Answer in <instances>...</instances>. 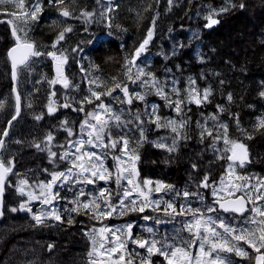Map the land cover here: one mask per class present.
<instances>
[{
  "label": "trees",
  "instance_id": "16d2710c",
  "mask_svg": "<svg viewBox=\"0 0 264 264\" xmlns=\"http://www.w3.org/2000/svg\"><path fill=\"white\" fill-rule=\"evenodd\" d=\"M35 3L41 8L35 20L29 18L25 23L9 15L12 12H16L17 16L30 12L29 6ZM241 3L243 9L239 7ZM109 7L112 11H107ZM221 8H227V11L213 17L219 23L205 27L209 12ZM64 9L69 11L68 17L61 14ZM83 12H92L93 16L85 19L81 15ZM101 12L105 15L101 16ZM9 20L21 40L35 44L36 51L41 55L33 56L27 65L18 70L17 87L22 99V113L12 125L0 156V161L12 169L7 176L3 215H0V264H95L94 247L87 231L103 226L108 220L114 221V218L111 215L97 218L95 212L81 205L95 198L100 206L97 211L105 210L104 198L99 193L107 189L104 196L110 208L115 209L113 215H121L126 207L121 208L120 200L124 199L127 206L128 198H124L123 192L130 190L123 178L119 186L116 184L119 174L117 161L111 159L110 165L114 167L111 170L103 156L108 149H100L101 155L98 156L103 159V169L111 173L109 180H96L94 188L92 185L85 188L75 182L77 176L73 175L63 187L60 186L62 190L53 195L54 208L60 220L44 218V222L38 225L33 217L40 210L32 207L29 212L21 210L19 205L26 199L25 192H20V188L24 189L21 181L26 180L31 185L38 180L47 182L51 180V173L64 172L73 166L71 158L61 160L60 156L66 151L74 152L69 142L80 134L85 136L81 125L88 117L90 107L93 110L101 103L110 106L114 114L121 115L122 122H127L121 123L120 128L114 122L111 128L116 138L122 136L128 140L127 154L120 151L122 144H117L118 149L109 152L113 157H122L121 169L126 165L131 170L134 165L138 175L134 173L131 177L132 185L140 186L151 195L150 198L135 200L136 208L144 207V211L137 210L131 213V217L140 220L142 216L159 215L163 222L166 218L170 219V226L165 223L158 229V233L170 237L163 242L188 251L184 241V236L189 235L185 229L186 222L192 219L186 211L188 207L200 209L201 214L214 218H226L220 212L206 213L208 207L214 206L213 188H224L228 183L243 185L248 181L255 185L258 180L264 182V126L259 124L264 119V97L260 96V92L264 91V0H172L171 4L168 0H111L110 5L105 0H62L60 4L56 0H24L22 9L11 4L0 6V103L4 105L0 108V139L15 114L16 105L13 70L8 55L16 39ZM68 28L72 30L65 31ZM149 30H152L153 36L146 45V51L135 62L132 79H136L137 69L144 70L145 76L141 80L151 79L147 74H152L163 85V91L171 101L179 99L183 102L180 113L169 107V99L158 95L151 84L144 86L139 80L133 83L128 79L127 68L130 65L126 62L147 38ZM61 32H64V39L56 44ZM77 46L82 51L73 52ZM50 52H55L61 59L67 57V62L60 64L61 76L66 77L69 86H77V90L67 91L61 83H51L54 79L59 81L60 75L56 71L58 61L48 55ZM190 80L195 81L194 87L201 98L204 89L210 90L207 102L200 105L189 102L187 92ZM91 81H96V84ZM117 84L127 85L128 91H144L145 100L133 98L132 103L127 104L122 90L116 88ZM173 85L179 89L178 96L171 91ZM88 87L101 93L99 100L91 97ZM109 91L111 95H107ZM65 92L71 93L73 99L67 98ZM229 93L231 101L227 99ZM86 98L92 102L82 104ZM65 104L69 106L64 107ZM49 105L56 111L50 114ZM153 105L157 107L156 114L161 124L168 120L185 123L179 136L170 127H157L156 123L150 122L149 113ZM218 105L224 109L223 112L218 110ZM138 110L140 119L144 121L143 137L135 119ZM213 115L216 116L215 121L211 119ZM224 124L227 125L228 139L244 144L248 154L245 164L242 167L233 165L231 171L227 159L230 153L224 151L223 140L215 139L217 135H223L220 126ZM204 127L212 130V136L201 137ZM67 129H71L72 136L68 135ZM49 133L54 137L52 144L45 140ZM174 139V150L169 151ZM37 144L39 148L35 146ZM85 146L81 152L87 149ZM48 148L57 153L56 157H50ZM127 156L138 159L129 162ZM125 160L128 162L125 163ZM97 168H100L98 163ZM205 176L208 177L207 188L200 186ZM222 178L225 182L223 186ZM145 180L152 182L149 188L143 183ZM157 182L171 188L165 187L156 192ZM185 191L189 193L188 197L183 196ZM258 194L256 191L250 193L251 207L253 209L255 205L264 212V198L256 200ZM238 195L241 193L229 195L222 191L219 198ZM154 201L161 203L157 206ZM164 202L172 203L176 213L171 209L166 213ZM181 206L185 212L177 214ZM12 208L17 211H11ZM73 208L78 210L73 211ZM227 216L233 221L227 223L224 220L226 225L235 229L244 227L255 237L252 242L264 252L259 240L260 227L264 226L258 224L264 217L253 210L244 218ZM128 219L129 216H126ZM217 229L222 232V229ZM134 233L140 235L137 228ZM240 234L239 231L234 232L227 240V244L234 248L233 252L226 254L230 259L253 255L251 244L234 239ZM201 235H204L203 230ZM156 237L155 228L152 239ZM199 243V240L194 242L193 258L199 254ZM208 247L205 245V250ZM237 247L248 255H236ZM90 252L92 256H89ZM125 252L128 257H133L134 264L140 258H146V249L138 245H130ZM133 252L136 254L133 255ZM113 256L118 257L117 254ZM128 260L125 258L123 264H127ZM230 261L236 264L234 260ZM151 264L168 262L164 256L154 253Z\"/></svg>",
  "mask_w": 264,
  "mask_h": 264
},
{
  "label": "snow or ice",
  "instance_id": "6c2138e0",
  "mask_svg": "<svg viewBox=\"0 0 264 264\" xmlns=\"http://www.w3.org/2000/svg\"><path fill=\"white\" fill-rule=\"evenodd\" d=\"M106 3H108L109 5L111 4V0H105ZM56 3L60 4L62 3V0H56ZM168 3L171 4L172 0H168ZM7 4H11L13 7H17L22 9L24 7V0H18V3H16V0H0V6H4ZM30 7V12H22L19 16H17L16 12H12L9 13V15L16 17L19 20L24 21L25 23L27 22V19H31V20H35L37 19V14L41 11V8L39 6L38 3L32 4L29 6ZM239 7L241 9H243L244 5L243 3H241L239 5ZM107 11H112V8L109 7L107 9ZM227 11V8H221L219 10H211L209 12V15L206 17L207 23L205 25V27H212L215 24L219 23V20L213 18L216 15H219L221 12ZM64 17H68L70 15L69 11L64 9L62 10L61 13ZM85 19H90L93 16L92 12H83L81 14ZM105 13L101 12V16H104ZM8 23H12L11 20L8 21ZM155 22L153 21V26H154ZM109 25H110V19H109ZM72 29L68 28L65 31L70 32ZM13 31V35L16 38L17 44L16 47H13L9 52L8 55L10 57H12V67H13V76L15 78L16 72V66H17V62L15 59V56L13 55L14 53L17 52L18 48H25L27 49V55L24 57V59H22L20 61L21 64H25L26 60L28 59V56H40L41 53L37 52V51H32V49L34 48V45L31 43H26L21 45L19 43L20 41V37L16 36V29L15 27H13L12 29ZM110 35V33H108ZM153 36V32L152 30L148 31L147 34V38L144 39L143 43L140 44L139 48H137L131 58V60L127 61L126 64L130 65L127 68V72H128V79L131 80L133 83H135L137 80L141 81V84L144 86H148L149 84H151V86L153 88H155L156 92L158 95L164 97L165 99H169L166 94L163 91V85L159 82L155 80V77L152 76V74H147L149 77H151V79H143L141 80V77L145 76L144 70L143 69H137V72L135 74L136 79L133 80L132 79V72H133V68L136 66V60L141 56L142 53H144L146 51V45H148L149 41L151 40ZM64 39V32H61L59 34V37L56 41V44H58L61 40ZM53 47L55 48V44L53 45ZM73 52H77V51H82V49L77 46V48H74L72 50ZM49 56L53 57L55 60L58 61L57 64V74L58 75H62L61 72V68H60V64L62 63H66L67 62V57L63 56V58L61 59V57H57L55 52H50L48 53ZM81 71H83V68H81ZM61 83L63 85V87L67 88L69 87V81L66 78H62L59 81L57 80H52L51 83L55 84V83ZM90 83L92 84H96V81H91ZM195 85V81L194 80H190L189 81V90L187 92L188 98H189V102L190 103H195L196 105H200L204 102L208 101V97L210 95V90L209 89H204L203 91V95L201 98V94L196 90V88L194 87ZM98 86V85H97ZM116 88H120L122 90V92L125 95V102L127 104H131L133 101V98L140 100V101H144L145 100V96L140 94L139 92L133 93L132 95L128 94V87L127 85L121 86L120 84L116 85ZM171 91L175 94H177V96L179 95V89L175 87V85H173ZM107 95H111V91H109L107 93ZM101 96V93L99 92H95V91H91V97L95 98L96 100H99ZM260 96L264 97V91L260 92ZM227 99L229 101L232 100V95L229 93L227 96ZM91 99H85L84 101H82L83 103H91ZM181 103H183L181 100H176L175 102L171 101L169 99V107L174 108V110L177 113L181 112ZM3 104L0 103V108H3ZM64 107H68L69 105L65 104L63 105ZM218 110L220 112H223L224 109L221 108L219 105L217 106ZM98 108L101 111H108L111 112L110 108H105V105H103V103H101L100 105H98ZM81 111H83V107H81L80 109ZM56 109L55 107H53L52 105H49L48 107V112L51 114L53 112H55ZM157 112V107L155 105L152 106L151 108V112L149 113V120L150 122H154L156 123L157 127H170L173 133H176L178 136L181 132V130L185 127V123L181 122L179 124H177V122L175 120H168L165 123L161 124L160 123V117L156 114ZM20 114V96L19 94H17L16 96V105H15V114L11 116V120L8 121L9 124H11L12 120H15ZM95 115V114H92ZM37 119H40L41 117H36ZM114 122H116L117 126L119 127L121 123H127V122H122L121 118L119 115L116 114H112L110 117ZM96 119L98 120L99 117L96 116ZM135 119L138 122V128L141 134V137H143V127L142 125L144 124V121L140 119V114L139 112L136 113L135 115ZM212 120H216V116L213 115L211 117ZM65 124L67 123L66 121L64 122ZM260 126H264V119H261L259 121ZM85 126H88V128L90 129H95L96 125L95 124H90L88 120L84 121V124L81 125V132L83 133ZM107 127V121H105L104 123H102L99 127V131L96 133L95 136H93V132L89 131L88 132V139L85 142L83 139L79 140V141H75L69 142V147L70 148H74L75 151L74 152H64L61 156L60 159L64 160V159H72V167L67 169V172H53L51 173V182L49 184H47L46 186L43 185L41 183V185H39V187L43 188V187H47L49 190L52 188L53 184H55L58 180H61V178H63V180L67 181L68 178L70 176L76 175V176H84L85 174H87V176L85 177V180L81 181L80 179H77L75 182L76 183H88V184H94L96 182V180H102V181H106L107 179L110 178L111 173H107L106 169H103V159H101L100 156H98L95 152L93 153H87L81 152V149L84 147L85 143H87L88 145H92L94 147H104V148H116L117 144H122V147L120 149V151L123 154H127L128 152V140L124 139L122 136L118 139V140H112L111 139V133L109 132V143L107 145H105L103 143V133L105 128ZM223 135H217L216 136V141H220L223 140V143L225 145L224 151L226 153H230L229 155H227V159L230 162L228 164V169L231 171L233 170V165H238L240 167H242L245 162L248 160V154H247V148L244 144L242 143H238L235 141H230L227 137V125H221L220 126ZM68 135L72 136L73 133L71 131V129H67ZM212 130L207 129L206 127L203 128L202 132H201V137H203L204 135H208V136H212ZM3 136H7V131H4ZM54 139V137L51 135V133H49L45 140L46 142H51ZM176 144V140H173V147L169 148V151H173L174 147ZM4 142L3 139H0V148H3ZM37 148L40 147L39 144L35 145ZM46 147H48L47 143H46ZM63 147V145L61 146ZM48 151L50 153V157H56L57 153L56 152H52L50 148H48ZM219 151V150H218ZM85 156H87L88 158V166L85 167V163L81 162L84 161ZM219 158L224 159V156H220ZM114 160L117 161V171H118V175L116 176V184L119 186L120 182H121V178L125 179L126 183L128 185H132L133 184V180H132V176L135 173V169H134V165L132 167V169L130 170L129 168H120V161L122 159V157L117 156V157H113ZM138 159V157L136 156H127V160L129 162L134 161ZM11 164V161L9 162ZM100 165V168H96V164ZM193 168L196 167L195 164L192 165ZM74 169H76V171L74 172ZM11 167H5L3 165L2 162H0V197H2L3 195V191H4V181L6 179V176L8 173L11 172ZM47 171V170H45ZM138 175V173H136ZM22 184H27V181H21ZM145 185H150L152 182L145 180L143 182ZM224 179H221V185H224ZM202 187H209L208 184V177L205 176L203 181L201 182ZM137 187H139L137 185ZM171 188V186H165L160 184L159 182H157V187L155 188L156 192H160L162 188ZM24 189L20 188V192L23 193ZM222 191H228L229 195H234L236 192H240L241 195L236 197L234 200H229L227 203L221 202L220 198H219V193ZM252 191H256L257 193H259L256 196V200H260L262 198H264V182L261 181H257V184L255 185H251L248 183V181H245L243 185H230L227 189L221 187L220 189H216L213 188V197H214V206L212 207H208L206 209V213H218V212H231L234 214H243L245 211V196H247V198L249 200L252 199V196L250 195V193ZM105 192H107V189H103L101 190V192L99 193V196L104 198L103 202L105 203V210L102 211H97L99 210V204L96 203L95 198L89 202V203H83L81 205V207H83L84 209H88L91 210L93 212L96 213L97 218H99L100 216H110L112 214V211H115V209H111L110 205L108 204V200L107 197L104 196ZM82 194V192H81ZM29 195V201H31L32 199H38L39 197L33 196L31 193L28 194ZM109 195H111V193H109ZM131 195L130 190L125 189L123 192V196L124 198H128ZM192 195H196V193H193ZM184 197H188L189 193L187 191H185L183 193ZM55 199V196H52L51 199H44L43 203L47 204V205H51L53 200ZM75 203V202H74ZM141 203H145V201H141ZM153 203H155L157 206L161 203V201H154ZM166 204V207L164 209V211L167 213L168 209H171L173 213H176V209L174 207V205L170 202H164ZM130 204L132 205V207H128L126 205H124V199L120 200V206L121 208H128V211H140L143 212L144 211V207H139L136 208L135 207V201L131 200ZM0 206H2V200H0ZM19 208L21 210L27 209V211L31 212V208L28 207L27 203H22L19 205ZM73 211H77V208H73ZM253 212H258L259 215L261 217H264V212L260 211L259 208H256L255 205H253ZM11 211L15 212L17 211L16 208H12ZM186 211L188 213H190L192 215V219L185 225V229L189 232V233H194L193 235V243L196 240H199V254L193 258L190 254V252L186 251L183 247H179L176 246L175 244L172 243H167V242H159L160 243V247H157V241L156 240H135L134 243L138 244L139 247L146 249V258L142 257L140 258L137 262H135V264H151V256L154 253H159L161 256H164L165 259L167 260L168 264H231L230 261V257H228L226 254L227 253H231L234 251L233 247H228L227 246V240L228 238L231 236L232 233L239 231L240 235H235L234 239L236 241H240V240H246L247 243L251 244L252 248L255 250V252L257 253L256 257H255V261L256 264H264V253H260V248L256 246L255 243L252 242V240L255 238L252 236L251 233H247L246 229L244 227H241L240 229H235L229 225H226L224 222L223 217H218V218H214L211 215H206V214H201L200 209H192L191 207H188L186 209ZM185 212V208L183 206H181V211L180 213L177 214H183ZM2 211H0V215H2ZM120 214H124L123 211L120 212ZM44 218H54L55 220H60L61 217L60 215L57 214L56 209L53 207L51 208L49 211L47 212H41V214H37L34 215L33 219L35 220L36 224H42L44 222ZM144 219H149V217H144ZM249 223H255V221H249ZM258 224L260 226H264V219H261ZM131 227L132 225H128L127 229H128V234H127V238H131ZM217 228L222 229V232L217 231ZM201 230H203L204 235H201ZM105 231H110L111 232V236L113 237V241L117 242L119 241V237L116 236V231H119V229L117 230H107V229H100L101 234H103ZM149 232H152V229H148ZM217 240H223L224 242L222 243H218V242H214ZM259 240H260V246L264 247V227H260V235H259ZM205 245H208V250L205 251ZM51 247V246H49ZM101 248L104 247L103 243H101L100 245ZM188 247H191V244L188 245ZM123 249H124V243L122 241H119L118 243V247H111L110 251L113 253L116 252H120L121 254L118 257V260L120 262H123L125 260V257L123 255ZM170 250V251H169ZM93 251L95 252V248L93 249ZM222 253L224 255H222ZM235 253L238 256H247L248 253L242 251L240 248H235ZM93 253H89V256H92ZM127 264H134L133 260L131 258H129V260L127 261Z\"/></svg>",
  "mask_w": 264,
  "mask_h": 264
},
{
  "label": "rangeland",
  "instance_id": "374dc122",
  "mask_svg": "<svg viewBox=\"0 0 264 264\" xmlns=\"http://www.w3.org/2000/svg\"><path fill=\"white\" fill-rule=\"evenodd\" d=\"M62 78H66V77H63L60 75L58 77V80H60ZM77 88H78L77 86L71 85L64 90L75 91V90H77ZM87 90L90 93H91V91H93L90 87H88ZM136 92H139L140 94L145 96V92L142 90H139V89H134L133 91H128V94L132 95L133 93H136ZM65 94H66L67 98L73 99V95L71 93L65 92ZM124 99L126 100L125 95H124ZM138 101H140V100H138ZM105 108L106 109L110 108L111 112L101 111L99 108H95V109L91 110L92 107H90L88 117L85 120H88L90 124H95L96 128L90 129V128H88V126H85L84 131H83L85 133V136H82L80 134L72 142L79 141L81 139H83L86 142L88 139V132L92 131L93 136H95L96 133L99 131L100 125L102 123H104L105 121H107V127L105 128L104 133H103V143L105 145H107L109 143V135H108L109 132L111 133V139L112 140L118 139V138H116L114 131H112V129H111L114 126V121L110 118L111 115L113 114V109L110 106H105ZM137 112H139V114H140L139 110ZM92 114H95V115H92ZM96 116L99 117L98 120L96 119ZM119 116H121V115H119ZM140 116H141V114H140ZM120 127H121V124H120L119 128ZM85 145H86L85 147L87 149L84 150L82 153L87 152L90 154V153L95 152L97 155H101V153L99 151L100 149H108L109 151L118 149L117 146H116V148L113 149V148H104V147H94L92 145H88L87 143H85ZM51 146L52 145H50L49 147H51ZM72 149L75 151L74 148H72ZM88 149L91 152H89ZM109 151L104 153L103 156L105 158L107 167L108 168L110 167L112 170V169H114V167L110 165V162H111V159L113 158V154H112V152H109ZM81 162L85 163V167H87L88 166L87 156L85 157L84 161H81ZM124 162L127 163L128 161L125 160ZM96 168H97V164H96ZM124 168H127V166L125 165ZM64 172H67V171H64ZM108 173H110V171H108ZM135 174H136V171H135ZM33 175H34V173H32V176ZM86 176H87V174H85L84 176H79V177L77 176V179H80L81 181H83V180H85ZM133 176H134V174H133ZM50 181L51 180H49L47 182H45L43 180H38L33 185L29 184L27 181V184H24V192H25L24 196L26 197V199L24 200L23 203H27L28 207H30V208L33 207L35 210H40L38 214H41L42 211L47 212L51 208L54 207L53 202L51 205H47V204L43 203V200L44 199H51L54 194H56L57 192L62 190V187L65 184V180H63V178H61V180H58V183L56 182L55 184H53V186L50 190L47 187H43V188L39 187V185H41V183L46 186L47 184L50 183ZM80 184H81V187H85V188L91 187L90 185H92V186L95 185V183L94 184L80 183ZM230 185H232V184L228 183L224 188L227 189ZM60 186H62V187H60ZM93 188H94V186H93ZM148 188H149V185H148ZM129 189H130L131 195L128 197V205H127L128 207H131V204H130L131 200L135 201V200H139V198L145 199V198L151 197L150 193L148 191L146 193V191L142 190V188L140 186L137 187V186L129 185ZM135 192H137V194H134ZM224 192L226 194H229L228 191H224ZM29 193H31L33 196H36L39 198L38 199H32L31 201H29V195H28ZM144 193H146V194H144ZM75 200H77V197L75 198ZM53 201L55 202V199ZM37 202H40V204L36 205ZM135 207H136V204H135ZM133 212H137V210L136 211H128L127 207L125 208V213L121 214V215H113L114 212L112 211L111 218H114V221L108 220V223H105L103 226H100L97 229H91V230L87 231V233L89 234V236L91 238L93 247L95 248V257H96L94 259L95 264H117V262L123 264V262L125 260L123 262H120L119 260H117L121 253L119 251L116 253H113L110 251L111 247H118L119 241H122L124 243V249H123L124 257L128 258V259L129 258L132 259L133 257L127 256V254L125 252V248L129 247L130 245L131 246L138 245V244L134 243L135 240H142V241L143 240H148V241L153 240L152 234L154 233L155 228L157 229V237L154 240H156L158 242L157 245H160L159 242L166 241L167 237L170 238L168 234L163 235L162 233H158V229L161 228L162 224L166 223V226L171 225L170 219L166 218V222H163L161 220V218L159 217V215H150V216H142V218L140 220H133L131 217V213H133ZM57 214H58V212H57ZM126 216H129L128 220H126ZM122 217H123V221H120V218H122ZM144 217H149V219L146 220V219H144ZM224 220L228 223V221L232 220V218L230 216H226V218H224ZM187 223L188 222H186V224ZM128 225H132L131 230H130L131 238H127V234H128L127 226ZM152 226H154V227H152ZM135 228H137V231L139 232L140 235H135V233H134ZM100 229H107V230L119 229V231H116V236L119 237V241H117V242L113 241V237L111 236L110 231H105L103 234H101ZM148 229H152V232H149ZM217 231H220V230L217 229ZM232 234H234V233H232ZM168 241H170V240H168ZM184 241H185V247H188V245L191 244V247L188 248V252H190V254H192L191 251L193 250V246H194V243L192 241V233H189L188 236L185 235ZM222 242H224V241L223 240L218 241V243H222ZM101 243H103V245H104L103 248L100 247ZM227 246L232 247L230 244H227ZM247 247L249 250L250 249L249 245ZM250 247L252 248V246H250ZM197 248L199 249V246ZM207 250H205V251H207ZM260 251L263 252L262 250H260ZM251 252L253 254V252L255 253V250H251ZM113 254H117L118 257L113 256ZM132 254L135 255L136 253L133 252ZM253 256L254 255H252L251 257H253ZM243 259H245V258L243 257ZM250 261H251L250 259H247V260H244L242 263L243 264H250ZM252 264H253V260H252Z\"/></svg>",
  "mask_w": 264,
  "mask_h": 264
},
{
  "label": "water",
  "instance_id": "95a60500",
  "mask_svg": "<svg viewBox=\"0 0 264 264\" xmlns=\"http://www.w3.org/2000/svg\"><path fill=\"white\" fill-rule=\"evenodd\" d=\"M10 24V23H9ZM10 27H11V30L13 29V27H15L12 23L10 24ZM16 29V28H15ZM13 32V31H12ZM16 36H19L18 35V33H17V30H16ZM15 37V36H14ZM20 37V36H19ZM16 39V38H15ZM19 43L21 44V45H23V44H26V43H31V42H23L22 40H21V38H20V41H19ZM16 44H17V41H16V43H15V45L13 46V47H16ZM31 44H33V43H31ZM34 45V48L32 49V51H36V45L35 44H33ZM12 47V48H13ZM11 48V49H12ZM10 49V50H11ZM9 50V51H10ZM14 56H15V59H16V62H17V66H16V69H15V72H16V75H15V78H14V76H13V81H14V93H15V97L17 96V94H19V96H20V93H19V90H18V87H17V82H18V70L20 69V68H22V67H24L25 65H27L30 61H31V59L33 58V56H28V59L26 60V62H25V64H21L20 63V61L22 60V59H24V57L27 55V49H25V48H23V47H21V48H18L17 49V52L16 53H14L13 54ZM9 59H10V61H11V64H12V57H10L9 56ZM12 70H13V67H12ZM21 113H22V99H21V96H20V114H19V116L15 119V120H12L11 121V124H9L8 123V127H7V136H3V142H4V145H5V141H6V139H7V137H8V135H9V133H10V129H11V127H12V125L20 118V116H21ZM4 145H3V148H0V156H1V153H2V151H3V149H4ZM1 162V161H0ZM3 165L5 166V167H7L4 163H3ZM9 174V173H8ZM8 174H7V176H8ZM7 176H6V179H5V181H4V191H3V195H2V197H0V200H2V206H0V211H2V213H3V205H4V200H5V194H6V182H7ZM238 196H240V195H238ZM238 196H231V197H226V198H222V199H220L221 200V202H224V203H227L229 200H234L236 197H238ZM214 202V201H213ZM245 211H244V213L241 215V214H234V213H231V212H228V213H225V212H221L222 214H224V215H234V216H237V217H240V218H244L246 215H248L251 211H252V208H251V205H250V201H249V199L247 198V197H245ZM3 215V214H2ZM2 215H1V217H2ZM0 222H1V219H0ZM257 255V254H256ZM256 257V256H255ZM255 263H256V261H255Z\"/></svg>",
  "mask_w": 264,
  "mask_h": 264
},
{
  "label": "flooded vegetation",
  "instance_id": "af4514ba",
  "mask_svg": "<svg viewBox=\"0 0 264 264\" xmlns=\"http://www.w3.org/2000/svg\"><path fill=\"white\" fill-rule=\"evenodd\" d=\"M261 252V251H260ZM261 253H263V252H261ZM257 253L255 252H253V257H249V258H245V259H243V258H238V259H230V260H234L235 261V263L236 264H243L242 262L244 261V260H247V259H250L251 261H250V264H252V260H253V264H256L255 263V255H256Z\"/></svg>",
  "mask_w": 264,
  "mask_h": 264
},
{
  "label": "bare ground",
  "instance_id": "6f19581e",
  "mask_svg": "<svg viewBox=\"0 0 264 264\" xmlns=\"http://www.w3.org/2000/svg\"><path fill=\"white\" fill-rule=\"evenodd\" d=\"M250 213H251V212H250ZM250 213H249V214H250ZM246 216H247V215H246ZM236 217H237V216H236ZM239 218H240V217H239Z\"/></svg>",
  "mask_w": 264,
  "mask_h": 264
}]
</instances>
